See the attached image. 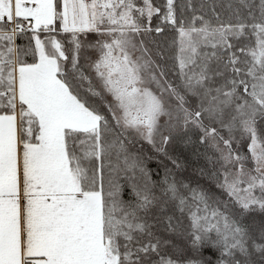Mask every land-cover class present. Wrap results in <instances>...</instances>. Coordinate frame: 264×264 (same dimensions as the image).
<instances>
[{
    "label": "snow or ice",
    "instance_id": "1",
    "mask_svg": "<svg viewBox=\"0 0 264 264\" xmlns=\"http://www.w3.org/2000/svg\"><path fill=\"white\" fill-rule=\"evenodd\" d=\"M224 8L227 17L213 3L210 17L194 10L185 19L175 0L162 7L153 0H0V264H149L151 254L158 257L151 264H202L162 255L160 238L153 242L152 226L138 213L154 197L147 183L135 182L137 171L148 174L128 151L139 138L164 152L173 133L190 124L220 153L218 187L229 197L222 211L206 192L185 197L165 180L166 194L181 212L188 209L190 246L217 249L218 264H240L235 254L250 255L252 240L264 259V244L241 222L264 213V128L257 126L264 118V0H229ZM154 16L176 32L179 84L137 39L163 31L151 27ZM28 33L29 44L17 45ZM89 35L98 39L87 42ZM84 48L97 52L89 63L94 76L81 70ZM213 60L229 73L215 88L208 81L224 71L210 75ZM188 94L200 97L196 110L187 106ZM205 119L227 129L228 138ZM237 131L250 141L247 156L232 148ZM122 177L133 202L122 198ZM229 203L239 218L228 214Z\"/></svg>",
    "mask_w": 264,
    "mask_h": 264
},
{
    "label": "trees",
    "instance_id": "2",
    "mask_svg": "<svg viewBox=\"0 0 264 264\" xmlns=\"http://www.w3.org/2000/svg\"><path fill=\"white\" fill-rule=\"evenodd\" d=\"M153 2L157 6L162 7L165 0H153ZM231 2L235 5L236 0H231ZM213 3L216 4V10L222 12L227 17L229 10L224 8V5L229 3V0H191V7L188 6L189 0H175L177 17H181L182 9L183 18L185 19H190L194 14V10L196 15L204 14L206 17H210V6ZM244 14H247L246 11ZM158 25L163 28V31L161 33L152 31V35L155 39L156 47L161 53L159 64L165 71L167 79L174 84H179L180 78L176 74V56L178 49L173 43L176 39V32L170 24L161 23L160 17L154 16L151 21V27L155 29ZM29 36L30 33L18 36L16 39L17 45L26 47L29 44ZM57 38L66 40L64 36ZM96 38L95 35H89L87 41L93 42ZM245 42L244 39H241V41L236 43L239 46ZM66 47L70 49L71 45L66 44ZM205 51H210V49H206ZM68 54H70V51ZM85 55L88 56V59L91 58V52H87ZM25 59L28 62H32L30 56L25 57ZM217 71H224V76H214L213 74ZM209 74L213 75V78L207 83V87L211 88L222 85L229 75L223 68V62L215 60L209 63ZM90 99L99 105L97 98L90 97ZM187 100V106L192 110H196L200 103V97L188 94ZM101 111H104L102 107ZM227 112L228 110H226L224 118L225 123L228 121ZM167 120L168 117L162 118L161 124H164ZM204 124H210L211 127L217 128L221 136L225 139L228 138L229 133L227 129L221 128L219 123L209 122L205 119ZM257 126L258 128H264V118L258 119ZM202 134L199 128L191 124L187 128H181L173 133L169 143L164 146V152H158L150 144L144 142L140 143L139 141L132 140L131 143L127 141L126 143H128L129 153L139 157L142 161V167L148 174L145 177L139 171L135 173V182L140 186L147 183L151 190V196L154 197L151 207L146 212L141 211L138 215L152 226L153 242H155L156 238H160L162 242L161 254L169 255L173 259H179L181 261L192 257L200 259L202 264H218L221 256L217 249L205 246L197 253L190 246V233L192 229L188 209L186 208L185 211L181 212L177 207L178 202L172 200L170 194H166L165 192L167 187L165 180L167 179L168 183H176L181 195L190 197L192 189L202 190L209 195V203L212 206L219 207L222 211L225 210L223 203L228 202L229 197L218 187V184L223 182V161L220 159V153L211 146L210 141L201 142ZM235 136L239 142L232 144L233 150L247 156V146L250 141L248 139H240V133L238 131L235 133ZM221 147H223L222 144ZM113 163H115L114 157ZM252 167L253 163L249 159L246 161V169H251ZM128 175L131 176L132 173L129 172ZM121 183L124 184L122 198L125 201L133 202L135 197L131 191V182L126 181L122 177ZM185 185L187 187H184ZM189 204H192L190 199ZM227 212L233 215L234 218H239L236 205L229 203ZM169 218H171V221H169ZM241 222L248 227L256 243L264 244V239H262V236H264V213H248L242 217ZM170 223L171 227L175 229L174 231L169 230ZM139 239L142 242H146L149 237L143 236L139 237ZM163 241H169V244L163 245ZM251 245L252 240L249 241L250 255L245 257L241 253L236 252L235 259L240 261V264H264V259H262L261 254L255 252ZM157 259L158 257L156 255L151 254L149 264ZM225 259L229 258L225 257Z\"/></svg>",
    "mask_w": 264,
    "mask_h": 264
},
{
    "label": "rangeland",
    "instance_id": "3",
    "mask_svg": "<svg viewBox=\"0 0 264 264\" xmlns=\"http://www.w3.org/2000/svg\"><path fill=\"white\" fill-rule=\"evenodd\" d=\"M145 23H147V22L145 21ZM42 38H43V36H42ZM96 39H98V37ZM137 39L138 40L139 39H143L144 40L145 46L149 49V52L151 54L152 59L155 60L157 64H159L161 53L159 52V50L156 47V42H155V39L153 38L152 32L148 33L146 35H141V36L137 37ZM87 42H90V41L88 40ZM87 52H91V58H89V59H88V56L85 55V54H87ZM69 56H71V52H70ZM96 58H97V52L95 50L88 49V48H84V49L81 50L80 67H81V70L86 75L94 76L93 69L89 66V63H90V61L95 60ZM69 67H70V65H69ZM93 82L95 83V80ZM164 117L166 118L167 116H163V117H161V119L164 118ZM133 140H135L137 142L139 141L140 143L141 142L147 143L146 141H144L142 139H139V138H136V139H133ZM151 147H153V146L151 145Z\"/></svg>",
    "mask_w": 264,
    "mask_h": 264
}]
</instances>
